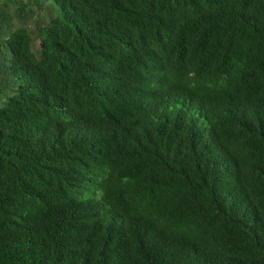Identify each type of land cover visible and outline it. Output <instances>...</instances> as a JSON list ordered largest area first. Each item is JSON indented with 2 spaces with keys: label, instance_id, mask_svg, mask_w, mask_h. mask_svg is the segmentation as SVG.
<instances>
[{
  "label": "trees",
  "instance_id": "obj_1",
  "mask_svg": "<svg viewBox=\"0 0 264 264\" xmlns=\"http://www.w3.org/2000/svg\"><path fill=\"white\" fill-rule=\"evenodd\" d=\"M0 264H264V0H0Z\"/></svg>",
  "mask_w": 264,
  "mask_h": 264
},
{
  "label": "rangeland",
  "instance_id": "obj_2",
  "mask_svg": "<svg viewBox=\"0 0 264 264\" xmlns=\"http://www.w3.org/2000/svg\"><path fill=\"white\" fill-rule=\"evenodd\" d=\"M29 26H31V23H29ZM36 45H37V42H35L33 46L35 47Z\"/></svg>",
  "mask_w": 264,
  "mask_h": 264
}]
</instances>
